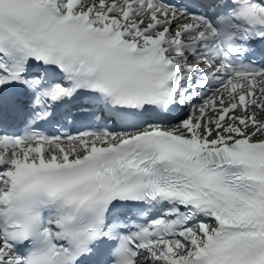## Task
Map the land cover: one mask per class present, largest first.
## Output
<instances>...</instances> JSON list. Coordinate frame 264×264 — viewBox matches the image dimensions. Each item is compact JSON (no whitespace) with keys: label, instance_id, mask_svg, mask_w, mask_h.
Returning a JSON list of instances; mask_svg holds the SVG:
<instances>
[{"label":"snow or ice","instance_id":"6c2138e0","mask_svg":"<svg viewBox=\"0 0 264 264\" xmlns=\"http://www.w3.org/2000/svg\"><path fill=\"white\" fill-rule=\"evenodd\" d=\"M0 264H264V0H0Z\"/></svg>","mask_w":264,"mask_h":264}]
</instances>
